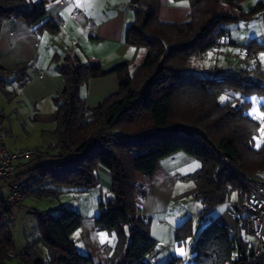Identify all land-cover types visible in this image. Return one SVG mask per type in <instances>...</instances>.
Instances as JSON below:
<instances>
[{"label":"trees","instance_id":"trees-1","mask_svg":"<svg viewBox=\"0 0 264 264\" xmlns=\"http://www.w3.org/2000/svg\"><path fill=\"white\" fill-rule=\"evenodd\" d=\"M241 1L190 0L188 22L164 24L157 20L158 0H130L134 20L126 27L125 40L147 48V55L133 75L124 64L113 69L119 76L118 89L96 108H87L79 91L90 77L104 74L101 67L76 57L59 67L66 87L55 96L56 126L49 131L58 153L53 163L27 168L22 174L29 185L19 187L24 197L32 192L89 189L98 184L97 167L107 169L112 178L110 195L97 203L94 217L98 229L114 232L118 239L107 264H148L146 258L156 241L136 201L143 192L135 174L151 175L162 157L183 151L200 161V167L187 175L197 186L195 195L203 204L200 214L223 202L233 190L246 196L238 174L224 166L218 155L227 154L248 177L264 169V142L254 145L260 121L249 116L244 106L218 101L224 87L264 95V72L255 82L242 80L236 72L201 75L192 66L195 56L212 49L216 39L226 34L227 24L264 11V3L244 11ZM45 13L46 0H0V23L23 18L37 28L57 31L58 23L50 19L39 23ZM46 185L55 186V191ZM34 186L37 189L30 192ZM0 211V264H5L14 249L4 222L11 211L2 200ZM31 213L37 217L39 241L49 258H41L38 247L28 245L13 253L22 264H95L71 238L82 221L79 211L63 209L54 215L32 209ZM191 232L187 219L177 226L176 240H185ZM191 251V264H264V251L255 253L254 246L234 239L228 226L216 220L200 228ZM164 264H180V259L172 257Z\"/></svg>","mask_w":264,"mask_h":264},{"label":"crops","instance_id":"crops-1","mask_svg":"<svg viewBox=\"0 0 264 264\" xmlns=\"http://www.w3.org/2000/svg\"><path fill=\"white\" fill-rule=\"evenodd\" d=\"M259 3H264V0H242L240 8L246 11ZM190 10V0H158L157 20L164 24L186 23L190 19ZM47 19L58 23L57 31L47 26L37 28V24L30 25L23 18H8L0 23V68L3 69L0 73V123L7 131L5 145L10 151L22 148L38 150L35 158L22 161L20 169L13 174V180L22 189L29 185L22 173L33 165L53 163L58 153L56 139L49 131L56 126L55 96L66 87L59 67L73 57L101 67L104 74L90 77L79 91L86 107L93 109L118 89L119 76L113 69L124 64L133 75L147 55V48L131 45L125 40L126 27L134 20L130 0H46V13L39 23ZM225 28L229 42L195 56L193 69L201 75L236 72L242 80L261 81L264 47L258 45L264 43V11L251 19L227 24ZM254 95L257 94L224 87L218 101L244 106L245 112L255 118L250 114ZM257 98L258 101L264 100V95H257ZM261 107L264 110V101ZM260 117H256L257 120L264 122V111ZM200 164L193 156L177 151L162 157L151 175L135 174L136 183L143 192L136 201L141 214L150 221L149 232L156 241L146 258L148 264H164L172 257L180 261L184 257L192 259L191 248L198 232L211 220L226 224L234 239H241L242 226L250 231L247 213L243 209L245 198L240 190H235V201H231L228 194L223 202L205 212L207 215L201 213L195 226L191 223V241L189 237L181 242L176 240L177 226L192 217L193 210L187 208V200L196 198L197 186L187 175L196 171ZM97 175L96 186L78 190L87 192L86 200L82 198L72 203L62 199L61 195V200L53 208L56 213L63 209H75L81 213L82 221L71 234L72 240L80 252L91 256L95 264H107L114 250L116 235L98 229L94 217L97 203L110 195L112 178L102 166L97 167ZM52 187L55 188L53 185L44 188L51 190ZM35 189L36 186L32 187L30 192ZM0 200L7 209L4 193H0ZM25 200L24 197L14 210L21 211L26 205ZM51 200L49 204L53 205L54 198ZM89 204L90 211H86ZM30 207V213L32 209L47 208ZM47 209L45 211L52 212V209ZM10 253L16 255V249ZM15 255L4 263L22 264L11 261Z\"/></svg>","mask_w":264,"mask_h":264},{"label":"built area","instance_id":"built-area-1","mask_svg":"<svg viewBox=\"0 0 264 264\" xmlns=\"http://www.w3.org/2000/svg\"><path fill=\"white\" fill-rule=\"evenodd\" d=\"M227 42H229L228 36L223 34L216 39L215 46ZM6 136L7 131L0 123V193H4V203L11 211L4 221L6 225H10L14 223L13 210L24 199L21 188L13 180V174L20 169L22 161L35 158L38 150L22 148L10 151L5 145ZM217 158L224 166L237 173L245 186L243 209L247 213L250 232L256 239L255 253L264 251V169L256 177H248L236 168L227 154H220ZM9 256H13V253H9Z\"/></svg>","mask_w":264,"mask_h":264},{"label":"rangeland","instance_id":"rangeland-1","mask_svg":"<svg viewBox=\"0 0 264 264\" xmlns=\"http://www.w3.org/2000/svg\"><path fill=\"white\" fill-rule=\"evenodd\" d=\"M262 101H264V100L258 101L257 95H254V97L251 100L252 107L250 109V114L252 116H254L255 118L256 117L259 118L262 114V111H264V110H262V107H261ZM259 123H260L259 124L260 126L257 129L256 135L254 136V145L256 147H258L261 144V142L264 141V122H262V120H260ZM55 189H56V187L55 188L52 187L51 190L55 191ZM86 194H87V192H85V193L84 192H78V190H74V191H72V190H70V191L61 190L57 194L36 195V194L29 193L28 195H26L25 196V199H26L25 204L26 205L23 204L24 206H22L21 211L20 210L19 211L14 210L15 222L13 224L7 225L8 230L10 231V233H12L14 250L16 249V252H20L24 247L31 245L33 248L38 247V250L41 253V254H39V256H41V258H43L45 260L47 258H49V254L47 252V249L39 241V231L37 228V217L34 213H30L29 212L30 209H28V208H32L30 206L33 205L36 208H43V207L47 206V208L52 209L54 207V205H56V203L61 200V199H59V196H61V195H62V199H66V200L74 203L77 200L82 199V198L86 200V198H87ZM229 194H230L229 196H230L231 201L232 200L235 201L236 200L235 190L231 191ZM50 197L54 198L53 203H52L53 205L49 204L52 201ZM201 204L202 203H201L200 199L198 201L196 198H194V200H190V199L187 200V205L189 206L187 208L189 210H193L190 222L191 223L193 222L194 226L197 224L198 217H199L200 212L202 210ZM87 210L90 211V204L88 205L86 211ZM56 212L57 211L53 208L51 214H54V215L58 214ZM203 214H205V212ZM205 215H207V214H205ZM240 236H241V239L243 240V242H245L249 247H253V246L255 247L256 239L253 236V234L248 229H246V227L242 226L240 228ZM188 237H189V240L191 241L192 236L190 235ZM115 239H116V243H114L113 246L116 249L117 243H118L117 236L115 237ZM114 251L115 250H112L111 253H114ZM185 251H186V249H185ZM188 253H187V255H188ZM235 254H236V252H234V255ZM191 260L192 259L190 257L189 258L184 257L182 259V261H180V263L181 264H190ZM11 261L20 262L19 256H15L13 259H11Z\"/></svg>","mask_w":264,"mask_h":264},{"label":"snow or ice","instance_id":"snow-or-ice-1","mask_svg":"<svg viewBox=\"0 0 264 264\" xmlns=\"http://www.w3.org/2000/svg\"><path fill=\"white\" fill-rule=\"evenodd\" d=\"M77 6H80L79 4Z\"/></svg>","mask_w":264,"mask_h":264}]
</instances>
